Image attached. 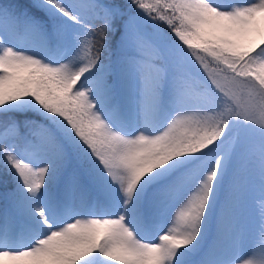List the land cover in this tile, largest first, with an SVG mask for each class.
<instances>
[{
    "label": "snow or ice",
    "instance_id": "6c2138e0",
    "mask_svg": "<svg viewBox=\"0 0 264 264\" xmlns=\"http://www.w3.org/2000/svg\"><path fill=\"white\" fill-rule=\"evenodd\" d=\"M0 264H264V0H0Z\"/></svg>",
    "mask_w": 264,
    "mask_h": 264
}]
</instances>
